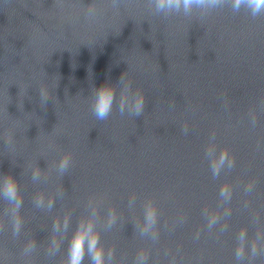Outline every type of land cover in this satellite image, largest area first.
I'll list each match as a JSON object with an SVG mask.
<instances>
[{
	"label": "water",
	"instance_id": "obj_1",
	"mask_svg": "<svg viewBox=\"0 0 264 264\" xmlns=\"http://www.w3.org/2000/svg\"><path fill=\"white\" fill-rule=\"evenodd\" d=\"M232 2L166 16L149 0H0V264H68L89 225L105 264H264V12ZM124 82L139 117L119 111ZM104 83L116 98L98 120Z\"/></svg>",
	"mask_w": 264,
	"mask_h": 264
},
{
	"label": "clouds",
	"instance_id": "obj_2",
	"mask_svg": "<svg viewBox=\"0 0 264 264\" xmlns=\"http://www.w3.org/2000/svg\"><path fill=\"white\" fill-rule=\"evenodd\" d=\"M223 3L224 0H149V5L155 10L157 14H163L166 16L172 13L181 12L187 15L193 9L215 8L221 6ZM241 6L249 9L252 16H256L264 12V0H233V10L238 11ZM128 87V84L124 82L119 100V111L121 114H124L125 110L128 109L131 115L139 117L144 109V96L139 92H135L130 96ZM40 95L44 99L48 98L43 89L40 90ZM115 98L116 85L111 86L107 83H104L98 88H94L91 109L96 119H108V117L112 113ZM225 159L226 155L222 154L219 163L223 164ZM68 162V159L62 160V170L67 167ZM214 167L218 170L219 165H215ZM3 189V198L7 202L16 205V212L18 217V212L22 204V200L17 199L19 195V187L13 176H4ZM155 215L156 214L154 211H146V221L149 224H154ZM15 225L16 231L18 232V218L15 221ZM246 238L247 232L242 231L238 237L239 245L236 249V257L238 260H241L245 255ZM99 239V234L94 233L90 225L87 227L78 228L73 237V242L70 247L68 264H82V261L84 260L86 254L89 256L91 264H105L104 250L102 247H98ZM251 254L253 256L257 254V247L255 244L251 245ZM141 259H143V257H141Z\"/></svg>",
	"mask_w": 264,
	"mask_h": 264
}]
</instances>
